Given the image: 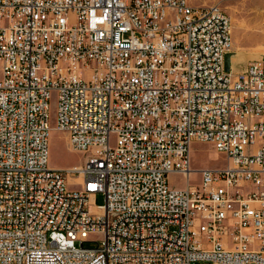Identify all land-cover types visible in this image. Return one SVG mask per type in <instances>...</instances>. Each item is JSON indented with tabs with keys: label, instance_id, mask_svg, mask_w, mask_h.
Segmentation results:
<instances>
[{
	"label": "built area",
	"instance_id": "2783aa9c",
	"mask_svg": "<svg viewBox=\"0 0 264 264\" xmlns=\"http://www.w3.org/2000/svg\"><path fill=\"white\" fill-rule=\"evenodd\" d=\"M231 28L191 0H0V264H264V59L226 72ZM53 128L82 165L49 166ZM197 141L228 158L198 186Z\"/></svg>",
	"mask_w": 264,
	"mask_h": 264
},
{
	"label": "rangeland",
	"instance_id": "374dc122",
	"mask_svg": "<svg viewBox=\"0 0 264 264\" xmlns=\"http://www.w3.org/2000/svg\"><path fill=\"white\" fill-rule=\"evenodd\" d=\"M196 7L219 5L232 21V51L237 53L238 71L245 68L250 62L264 59V0H191ZM237 55V56H238ZM243 56V57H242ZM242 58V59H241ZM86 77V73H83ZM51 125H56V102L51 103ZM87 155L70 148L67 134L54 129L49 141V166L55 170H67L82 165ZM228 165L225 154L218 152L210 143L193 142L191 146V183L198 186L201 175L198 171L206 169L224 168ZM76 179V181H75ZM69 179L70 189H78L80 179ZM169 184L175 188H185L187 185L184 177L171 175ZM97 206L104 205L105 197L98 194L94 200ZM92 206L90 211H92ZM87 247H96L97 243L89 242ZM194 264H209L196 262Z\"/></svg>",
	"mask_w": 264,
	"mask_h": 264
},
{
	"label": "bare ground",
	"instance_id": "6f19581e",
	"mask_svg": "<svg viewBox=\"0 0 264 264\" xmlns=\"http://www.w3.org/2000/svg\"><path fill=\"white\" fill-rule=\"evenodd\" d=\"M232 29V28H231ZM232 32V31H231ZM231 53L233 54L232 55V71L233 72H237L238 71V68L236 67V64H237V61H239L240 60V57H241V55L239 56L237 53H235V52H233V51H231ZM238 55V56H237ZM243 57V56H242ZM242 59V58H241ZM55 128H53V130H54ZM70 145V144H69ZM71 148V147H70ZM232 165V164H231ZM77 167H79V166H77ZM75 178H78V179H80V181L82 180V177L81 176H70L69 177V179H71V180H74ZM68 179V180H69ZM75 181H76V179H75ZM187 185H188V182H187Z\"/></svg>",
	"mask_w": 264,
	"mask_h": 264
},
{
	"label": "water",
	"instance_id": "95a60500",
	"mask_svg": "<svg viewBox=\"0 0 264 264\" xmlns=\"http://www.w3.org/2000/svg\"><path fill=\"white\" fill-rule=\"evenodd\" d=\"M232 53H228L225 56V71L230 72L232 70Z\"/></svg>",
	"mask_w": 264,
	"mask_h": 264
}]
</instances>
